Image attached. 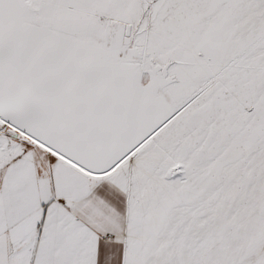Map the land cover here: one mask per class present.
<instances>
[{
    "label": "snow or ice",
    "instance_id": "6c2138e0",
    "mask_svg": "<svg viewBox=\"0 0 264 264\" xmlns=\"http://www.w3.org/2000/svg\"><path fill=\"white\" fill-rule=\"evenodd\" d=\"M0 264H264V0H0Z\"/></svg>",
    "mask_w": 264,
    "mask_h": 264
}]
</instances>
